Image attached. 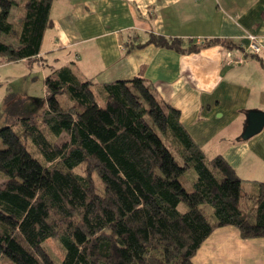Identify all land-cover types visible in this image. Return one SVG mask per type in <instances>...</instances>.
Returning <instances> with one entry per match:
<instances>
[{"label":"trees","instance_id":"16d2710c","mask_svg":"<svg viewBox=\"0 0 264 264\" xmlns=\"http://www.w3.org/2000/svg\"><path fill=\"white\" fill-rule=\"evenodd\" d=\"M53 1L0 0L3 63L40 53ZM146 44L184 50L159 35ZM44 89L40 121L26 115L0 128V264H192L217 228L264 237V182L247 192L144 79L94 85L63 66L49 70Z\"/></svg>","mask_w":264,"mask_h":264},{"label":"crops","instance_id":"0c3cea01","mask_svg":"<svg viewBox=\"0 0 264 264\" xmlns=\"http://www.w3.org/2000/svg\"><path fill=\"white\" fill-rule=\"evenodd\" d=\"M49 18L40 53L8 64L0 59V69L31 67L44 78L51 68L71 66L94 85L142 78L247 192L264 182V128L242 139L248 112H264V56H250L244 39L253 33L264 43V0H54ZM151 35L180 39L184 50L148 45ZM205 40L215 41L202 46ZM190 41L196 51L187 50ZM192 264H264V237L217 228Z\"/></svg>","mask_w":264,"mask_h":264},{"label":"rangeland","instance_id":"374dc122","mask_svg":"<svg viewBox=\"0 0 264 264\" xmlns=\"http://www.w3.org/2000/svg\"><path fill=\"white\" fill-rule=\"evenodd\" d=\"M16 72L5 73L4 69H0V128L6 126L10 121L26 115L36 116L37 121L41 120V111L45 101L44 78H41L34 68L26 67L19 73V67ZM32 74L29 79V74ZM8 99V104L6 100ZM64 104H67L65 98L60 97ZM23 107H30V111L22 110ZM43 128V127H42ZM65 139L64 136L56 140L60 144ZM28 147V151L37 157L35 150ZM209 157V156H207ZM214 157V156H213ZM210 158V157H209ZM79 171L83 173L84 167H80ZM94 186H99V181L92 174ZM184 181V180H183ZM0 179V186L2 185ZM185 182V181H184ZM47 252L56 260H62V252L54 240L46 241Z\"/></svg>","mask_w":264,"mask_h":264},{"label":"water","instance_id":"95a60500","mask_svg":"<svg viewBox=\"0 0 264 264\" xmlns=\"http://www.w3.org/2000/svg\"><path fill=\"white\" fill-rule=\"evenodd\" d=\"M264 128V112L250 111L247 115V126L242 134V139L247 140L260 133Z\"/></svg>","mask_w":264,"mask_h":264},{"label":"built area","instance_id":"2783aa9c","mask_svg":"<svg viewBox=\"0 0 264 264\" xmlns=\"http://www.w3.org/2000/svg\"><path fill=\"white\" fill-rule=\"evenodd\" d=\"M246 41V52L255 58H261L264 56V43L261 42L260 37L253 33H247L245 36ZM228 57H231V54H227Z\"/></svg>","mask_w":264,"mask_h":264}]
</instances>
